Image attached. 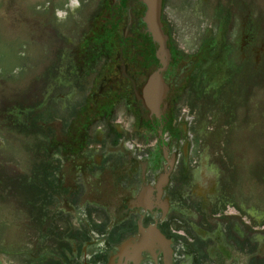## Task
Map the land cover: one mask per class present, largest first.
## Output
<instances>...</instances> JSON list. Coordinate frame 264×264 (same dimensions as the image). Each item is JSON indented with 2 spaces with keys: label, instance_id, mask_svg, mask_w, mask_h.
Returning <instances> with one entry per match:
<instances>
[{
  "label": "flooded vegetation",
  "instance_id": "1",
  "mask_svg": "<svg viewBox=\"0 0 264 264\" xmlns=\"http://www.w3.org/2000/svg\"><path fill=\"white\" fill-rule=\"evenodd\" d=\"M94 1L90 20L106 31L89 36L86 26L80 61L49 63L52 89L23 93L2 110V130L15 135L13 122L34 141H18L13 158L27 172L0 171L3 264L10 192L18 197L19 264H264V143L248 146L253 132L264 138V97L252 106V97L234 95L263 79L264 63L241 66L233 86L230 66L229 79L215 85L206 71L232 54L214 39L246 2L209 0L210 25L186 52L166 14L169 0L161 18L167 51L148 28L143 0ZM208 112L219 116V138L201 133Z\"/></svg>",
  "mask_w": 264,
  "mask_h": 264
},
{
  "label": "rangeland",
  "instance_id": "2",
  "mask_svg": "<svg viewBox=\"0 0 264 264\" xmlns=\"http://www.w3.org/2000/svg\"><path fill=\"white\" fill-rule=\"evenodd\" d=\"M208 1L169 0L167 4L166 14L173 22L179 46L186 52L195 48V43L200 40L198 35L200 30L203 31L210 25L209 21L214 8ZM244 2L247 4L245 9L241 10L242 8L238 7L236 17L230 21L231 28L228 35L229 29H225L221 36L218 35L214 39L217 48H227L232 53L228 60L219 62V65L214 62L215 60L207 65L206 71L214 76L212 79L214 85L221 77L229 76V66L233 68L234 74L230 76V82L226 84L233 86V80L235 75L239 74L241 66L248 65V67L256 68L259 63H264V0H244ZM94 3V0H0V171L3 166L2 172L6 170L9 176H18L23 169L27 172V167H23L21 159L18 161L13 158H16L18 154L19 142L21 146L24 145L22 139H26V142L29 141L31 144L34 141L32 135L28 133L23 135L17 128H12L13 122L7 127L15 135H8L6 130H2L4 120L2 110L6 111L17 105L15 100L23 93H28L30 96L46 95L52 89L50 81L54 75V71H47V65L49 63H51L50 66L57 63L66 64L71 60L79 62V58L82 57V47L86 46L85 42L82 43V32L86 26H89V31L92 30L94 34L106 31L100 20L93 22L90 20L92 17L90 9ZM59 18L67 19L61 22ZM226 18L228 19V15L225 12L223 22ZM92 31L89 36L93 34ZM61 32L66 42L63 49H59L61 37L58 38V34ZM255 72L250 71L249 77L254 76ZM35 78H37L36 84L33 81ZM32 85L36 89L31 92L29 88H32ZM225 86L221 87L222 92L230 89V85L227 89ZM237 89L238 87L234 95L252 97L250 104L255 106L256 102L263 100L262 97H264V77L254 86L240 87L238 91ZM61 91L62 89H59L55 93ZM228 93L231 94L230 91ZM260 109L264 112V104ZM248 110L251 111L250 108ZM218 117L213 112H208L204 118L200 119L199 127L202 135L208 138L212 136L213 139L220 137V133L216 132ZM242 138L241 134L239 141ZM251 141L255 144L248 146L249 149L254 150L257 145L264 143V138L262 136L259 140L258 133L255 131L251 135ZM7 155L10 156L8 162ZM25 156L27 162L29 158L27 150ZM205 157L209 161L210 157L207 153ZM262 165L261 174H264V157ZM254 191L250 185L249 192L254 194ZM15 194L10 192L9 197L10 264H19L18 213L16 211L18 197ZM1 204L0 201V213ZM3 263L4 261L0 259V264Z\"/></svg>",
  "mask_w": 264,
  "mask_h": 264
},
{
  "label": "water",
  "instance_id": "3",
  "mask_svg": "<svg viewBox=\"0 0 264 264\" xmlns=\"http://www.w3.org/2000/svg\"><path fill=\"white\" fill-rule=\"evenodd\" d=\"M147 5L145 21L155 41L160 45L161 51H167V37L163 30L162 0H143ZM156 80L155 78H152ZM153 80V81H154Z\"/></svg>",
  "mask_w": 264,
  "mask_h": 264
},
{
  "label": "trees",
  "instance_id": "4",
  "mask_svg": "<svg viewBox=\"0 0 264 264\" xmlns=\"http://www.w3.org/2000/svg\"><path fill=\"white\" fill-rule=\"evenodd\" d=\"M18 108H14L12 111H15L17 110ZM34 109L33 110H26V118H27V121L30 122V121H33L34 119Z\"/></svg>",
  "mask_w": 264,
  "mask_h": 264
}]
</instances>
